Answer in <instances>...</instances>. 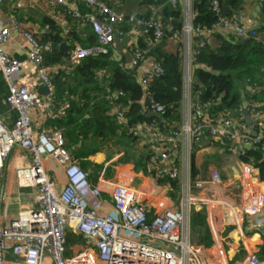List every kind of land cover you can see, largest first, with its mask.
Masks as SVG:
<instances>
[{"label": "built area", "instance_id": "2783aa9c", "mask_svg": "<svg viewBox=\"0 0 264 264\" xmlns=\"http://www.w3.org/2000/svg\"><path fill=\"white\" fill-rule=\"evenodd\" d=\"M45 1L51 12L62 9L80 26H89L96 37V45L92 47H74V61L105 55L112 47L124 45L126 33L121 27L128 25L146 40L144 48H132L129 61L140 85L146 90L154 80L164 76L161 64L150 56L162 41L164 25L160 21L153 17L141 20L137 14L122 15L100 0ZM176 1L170 0L171 4ZM78 5H82L85 14ZM211 10L219 15L215 0ZM12 26L23 30L14 22ZM217 29L229 30L239 40L250 37L248 27L238 15L230 19L220 17L204 31L194 32L191 21L188 22L184 31L191 40L185 43L179 56L183 81L180 123L163 125L162 130L155 123L129 129L130 133L149 137V145L158 149L157 155L163 162L156 170L158 178L178 179L175 152L182 147L185 158L195 147L197 155L219 151L212 145L218 143L231 145L237 157L243 148L264 147L263 111L239 108L210 119L208 110L212 104L200 103L192 91L193 64ZM23 34L32 47L25 62L36 68L37 80L48 90L49 103L53 84L44 66V49L32 34ZM194 34L199 39L191 42ZM9 41L10 30L1 25L0 17V74L7 90L3 104L15 115L11 127L0 119V175L15 149L26 151L31 163L17 169V184L20 188L34 189L37 195L35 206L21 209L15 220L0 226V264H264V256L250 248L251 238H247L248 234L264 232V183L251 182L257 175L251 163H239L236 181L231 176L223 179L214 167L192 179L186 174L175 192V202H170L173 192L170 186H160L150 177L142 175L136 179L133 175L121 183H112L106 181L104 171L82 170L69 151L61 147L60 132H33L29 111L40 97L18 83L24 61L4 53ZM116 109L121 118V108ZM145 111L159 115L162 107L146 99ZM233 115H241L243 119ZM46 159L61 170L63 183L45 169ZM93 179L98 184L105 182L101 185H105L112 204L110 212H106L102 188L92 184ZM201 207L208 211L213 234L209 249L190 242L191 215ZM220 224L238 231V241L245 252L241 260L228 259L222 248L225 242L219 237L223 232ZM69 234L83 243L67 246Z\"/></svg>", "mask_w": 264, "mask_h": 264}, {"label": "trees", "instance_id": "16d2710c", "mask_svg": "<svg viewBox=\"0 0 264 264\" xmlns=\"http://www.w3.org/2000/svg\"><path fill=\"white\" fill-rule=\"evenodd\" d=\"M110 7V0H100ZM139 1V0H138ZM213 0H192L191 27L195 32L204 31L215 25L224 12L226 19L238 15L243 0H215L219 7V15L211 10ZM143 4L159 7L158 11L139 15L141 20L151 17L164 25L161 44L151 51V57L158 61L164 69V76L154 80L146 90L140 85L135 73L125 70L120 61L112 58L113 51L109 49L105 55H97L78 61L72 59V51L76 46L92 47L96 45V37L87 25L80 36L74 28L68 31L65 38L60 36L62 29L57 27L55 21L44 18L42 26L47 28L38 43L44 49V66L52 71L53 93L51 101L59 113L51 122L52 130L61 134V147L70 151L74 161H82L87 155L84 147L88 145L97 147L103 145L109 136L118 135L121 131L127 132V137L135 143L140 136L130 128H137L142 124L155 123L159 130L162 126L178 125L181 121L180 102L182 98V73L179 61L178 48L174 53L162 51L165 40L181 32V9L178 3L171 4L170 0H140ZM116 9V8H115ZM86 13L83 8L81 11ZM118 13L128 16L130 13ZM68 17V16H67ZM70 18V17H68ZM71 19V18H70ZM124 33L131 31V27L123 25ZM264 34V30H263ZM196 42L199 36L192 35ZM67 43V52L50 51L47 48L57 47ZM120 48L124 45H118ZM146 40L139 38L137 47L144 48ZM102 86V87H101ZM192 91L197 94L200 103L212 104L208 110L210 119L227 115L231 110L243 108L255 109L264 112V42L256 41L252 37L239 40L234 36L221 41L216 48L207 44L202 48L193 64ZM146 99H150L162 107L157 116H148L145 111ZM119 106L122 114L120 123L116 122L114 108ZM243 119L241 115H233ZM116 122V123H115ZM212 143L211 141H209ZM218 147V153L233 154L236 150L229 144H212ZM151 147V146H150ZM197 147L191 153V177L197 175L194 165V155ZM239 161L251 163L258 174L251 180L253 184L264 183V150L262 146L243 148L239 151ZM178 150L175 152L177 155ZM154 159L152 149L143 155V174H149L160 186L169 185L172 196L179 188L177 180L167 177L158 178L156 170L159 166L149 165ZM153 164V163H152ZM175 162V166H176ZM149 165V166H148ZM191 232L197 236L198 244L205 248L213 245V234L208 223V211L201 207L193 212L190 219ZM234 234L239 238L238 231L230 228L219 234L223 243L229 242ZM250 236H247V238ZM263 239V238H262ZM233 240V239H232ZM83 243L74 235L66 236V245Z\"/></svg>", "mask_w": 264, "mask_h": 264}, {"label": "crops", "instance_id": "0c3cea01", "mask_svg": "<svg viewBox=\"0 0 264 264\" xmlns=\"http://www.w3.org/2000/svg\"><path fill=\"white\" fill-rule=\"evenodd\" d=\"M112 8L118 12L123 11L130 14H155L159 7L149 6L140 2V0H110ZM176 3L179 4L181 9V32L180 34H175L172 38L165 40L162 44V51L165 53H174L177 49H180L179 56L181 51L189 37L184 31V27L192 19V0H177ZM75 4V3H72ZM82 11V5L77 7ZM0 17L1 25L10 30V41L4 47L3 51L6 55H9L15 59L24 61V64L18 75V83L24 86L30 92H37L39 94V101L35 107L30 109L29 116L32 122V130L34 133L40 132H52L51 122L55 119L59 111L56 110L53 105L51 98L47 99V95H44L40 92L42 84L37 80V70L29 62H25L27 53L32 49L31 45L26 41L23 33H30L33 35L34 39L38 41L41 38L42 33L48 32L47 28L42 26L44 18L53 19L62 32L60 36L65 38L68 34V31L71 28H74L80 36L83 35V28L79 27L72 19L68 18L62 9H57L55 13L51 12L49 6L45 0H0ZM238 16L241 17L244 24L248 27L250 31V37L256 41L264 42V0H243V3L239 9ZM16 23L22 27V32L13 28L12 23ZM233 33L226 29H217L214 31L209 38V45L212 48L220 46L221 41L233 37ZM235 37V36H234ZM139 38L136 32L128 31L126 33L125 47L116 45L111 50L113 51V60L115 62L120 61L121 65L125 68L126 71L132 72L129 68V61L132 55V48L138 46ZM142 38V37H141ZM191 40V39H190ZM191 42H194L191 41ZM65 45L64 49H59L60 45L57 47L47 48L50 51H59L67 52V43L61 44ZM76 46V45H75ZM119 63V62H118ZM52 76L54 70L48 71ZM134 72V71H133ZM136 77V76H135ZM102 87V86H101ZM48 91V90H47ZM7 93L3 78L0 74V119L3 120V123L7 127H11L12 120L14 119V112L10 110L7 106L3 104V99ZM53 93V92H52ZM182 97H183V86H182ZM243 108H246V104H243ZM182 109H183V98L180 102V115L182 119ZM121 113V112H119ZM115 119L117 123H120L122 117H118V111L116 107L114 108ZM115 122V123H116ZM58 131V130H56ZM60 132V131H58ZM61 135V134H60ZM138 136V135H137ZM62 141V140H61ZM149 137H140L135 143L130 141L127 137L126 131L119 132L118 135L109 136L103 145H98L97 147L91 146L89 143L84 147V151L87 155L86 158L82 161H74L82 170H99L104 171V176L108 182L121 183L126 181L127 178H132L135 175L136 179L144 175L153 179L149 174H143L141 171L143 168V155L148 154L151 149L154 155V159L157 160V163L153 160L150 162V166L155 165L156 167H161L163 162L158 157V149L155 146L150 147ZM184 150V149H183ZM181 148L178 149L177 157V170H178V185L179 187L182 184V180L185 175L188 174L191 177V155L184 157V151L181 153ZM72 156V153L69 151ZM214 155H220L222 157L229 155L232 156L231 160L233 164L231 166L221 167L215 162L211 161ZM202 156H206L205 161H197V154L194 155V165L198 170L196 176H201L202 174H207V170L210 168H217L219 171L222 170V176L236 181L239 171V163H241L238 157L233 154L228 153H218L212 152L209 155L205 153ZM208 156V157H207ZM73 158V156H72ZM189 159V161L187 160ZM31 163L30 157L26 151L21 149H15L7 163L5 164L4 170L0 175V226H6L10 221L15 220L18 216V213L21 209L29 208L35 206L36 191L31 188H20L17 184L16 171L18 168H26ZM153 163V164H152ZM231 163V162H229ZM148 165V166H149ZM44 167L48 173L55 178H57L60 183H63V176L61 170L54 164L53 161L46 159L44 162ZM187 170V172H186ZM228 170V172H227ZM226 171V172H225ZM258 174V172H257ZM225 175V176H224ZM194 176V178L196 177ZM97 180L93 179L92 184L100 185L102 188V200L106 201L107 209L106 212H110L112 209V204L110 202L109 196L105 193V182L98 184ZM145 181V180H144ZM109 189V185L107 186ZM175 194V192H174ZM172 196V194H170ZM170 202H175L177 196L170 197ZM222 231L230 229L232 227H222ZM219 226V227H220ZM233 230V228H232ZM253 235L248 234L251 238L250 245L252 249L257 250L259 256H264V232L252 233ZM232 239L228 243L229 246L225 249L227 257L231 262L241 260L245 252L243 247H240L241 244L236 240L234 234L231 233ZM263 238V239H262ZM200 245L198 243H194ZM75 245L72 244L70 246ZM211 248V247H210ZM209 249V248H208Z\"/></svg>", "mask_w": 264, "mask_h": 264}, {"label": "rangeland", "instance_id": "374dc122", "mask_svg": "<svg viewBox=\"0 0 264 264\" xmlns=\"http://www.w3.org/2000/svg\"><path fill=\"white\" fill-rule=\"evenodd\" d=\"M182 151H183V147H182V149H181ZM182 151H181V153H182ZM192 153V152H191ZM205 152H202V153H200V154H198L197 155V157H198V159H197V161L198 162H200L201 160H203V161H205V159H206V156H202L203 154H204ZM212 153V152H211ZM205 155H206V153H205ZM209 155V154H208ZM208 157V156H207ZM233 159V157L231 156H229V155H226V156H224V157H222V156H220V155H214L213 156V158H212V160L211 161H215V162H217L219 165H220V168L221 167H225V168H227V166H225V165H228V166H231L232 164H233V162L231 161ZM188 161H189V159H187ZM229 162H231V163H229ZM195 164V163H194ZM226 172V171H225ZM227 172H228V170H227ZM220 174H221V176H222V170H220ZM225 176V175H224ZM223 177V176H222ZM223 179H226V177H223ZM190 242L191 243H197L198 242V238H197V236L196 235H194L192 232H191V229H190ZM226 245H228V243H226ZM226 245H223V249L225 250L227 247H229V246H226ZM215 249V248H214ZM216 251V250H215Z\"/></svg>", "mask_w": 264, "mask_h": 264}, {"label": "water", "instance_id": "95a60500", "mask_svg": "<svg viewBox=\"0 0 264 264\" xmlns=\"http://www.w3.org/2000/svg\"><path fill=\"white\" fill-rule=\"evenodd\" d=\"M221 16H222V17H225V13L223 12V13L221 14ZM64 48H65V45H60V47H59L60 50H61V49H64ZM40 92H41L42 94H44V95H47V94H48V91H47V89H46V87H45L44 85H42V87L40 88ZM148 116H151V117L155 116V117H157L158 114H155V113H149ZM245 116L247 117V114H245ZM246 148H248V147H246ZM263 148H264V147H263Z\"/></svg>", "mask_w": 264, "mask_h": 264}]
</instances>
